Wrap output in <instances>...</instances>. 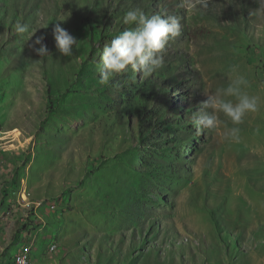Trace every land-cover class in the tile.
I'll use <instances>...</instances> for the list:
<instances>
[{
	"label": "rangeland",
	"instance_id": "rangeland-1",
	"mask_svg": "<svg viewBox=\"0 0 264 264\" xmlns=\"http://www.w3.org/2000/svg\"><path fill=\"white\" fill-rule=\"evenodd\" d=\"M194 2L0 0L9 262L22 245L35 264H264V8ZM134 9L177 16L181 35L149 77L101 84L103 50L137 27L123 22ZM57 23L76 38L72 56L55 47ZM41 35L44 57L28 47ZM229 86L257 98L239 124L202 107L210 96L238 104ZM204 115L217 123L198 131L192 118Z\"/></svg>",
	"mask_w": 264,
	"mask_h": 264
},
{
	"label": "clouds",
	"instance_id": "clouds-1",
	"mask_svg": "<svg viewBox=\"0 0 264 264\" xmlns=\"http://www.w3.org/2000/svg\"><path fill=\"white\" fill-rule=\"evenodd\" d=\"M261 8H264V0H258ZM207 7V0H195L190 3L189 7L197 9V7ZM127 25L135 24L137 27L123 31L116 36L109 45L103 50V71L100 75V83L107 85L109 81L117 74L126 73L129 70L139 72L144 78L152 75L154 71L163 66L164 60L162 53L166 49L169 41L181 35V24L177 16L171 15L162 17L161 15H152L148 17L140 9L129 10L124 16ZM14 30L18 34L28 32L27 25L17 21ZM31 34L29 39L31 40ZM53 38L55 47L63 56L73 55V46L76 45V38L69 34L59 23L54 25ZM45 36H37L32 43L28 45L30 49L35 51L39 56L47 55V48L42 43ZM35 45H41L36 48ZM243 78L237 81V84H244ZM228 95H238L237 87L229 86L227 88ZM213 107L223 111L227 116L231 117L236 124L242 122V117L246 112L257 111V98L248 97L247 95L239 96V103L233 106L231 102L225 100L208 97L202 101V107ZM217 121L211 116H201L199 119L193 117L192 124L197 126L202 124L204 128L215 127ZM233 135L239 132V129H233Z\"/></svg>",
	"mask_w": 264,
	"mask_h": 264
},
{
	"label": "crops",
	"instance_id": "crops-1",
	"mask_svg": "<svg viewBox=\"0 0 264 264\" xmlns=\"http://www.w3.org/2000/svg\"><path fill=\"white\" fill-rule=\"evenodd\" d=\"M8 233V234H7ZM12 233L9 234V232H2L0 231V264H13V258L16 254L20 253L21 251H24L26 250V248L30 249L31 251V257H32V261H33V264H35V259L33 257V254H32V249L30 246L28 247H23L21 245V249H20V252L18 251L14 256H12V260L9 262L7 258H4V254H5V250L7 249V244L13 240L12 238ZM25 236V235H24Z\"/></svg>",
	"mask_w": 264,
	"mask_h": 264
},
{
	"label": "bare ground",
	"instance_id": "bare-ground-1",
	"mask_svg": "<svg viewBox=\"0 0 264 264\" xmlns=\"http://www.w3.org/2000/svg\"><path fill=\"white\" fill-rule=\"evenodd\" d=\"M56 246L52 247V251ZM13 264H31L30 254L27 250L21 251L13 258Z\"/></svg>",
	"mask_w": 264,
	"mask_h": 264
},
{
	"label": "trees",
	"instance_id": "trees-1",
	"mask_svg": "<svg viewBox=\"0 0 264 264\" xmlns=\"http://www.w3.org/2000/svg\"><path fill=\"white\" fill-rule=\"evenodd\" d=\"M90 29H91V34H94V32L92 33V26H90Z\"/></svg>",
	"mask_w": 264,
	"mask_h": 264
}]
</instances>
